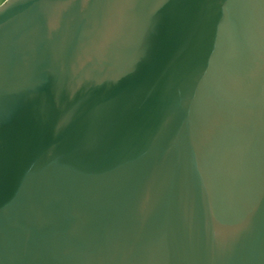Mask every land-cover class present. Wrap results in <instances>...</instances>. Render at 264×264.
<instances>
[{"label":"water","instance_id":"1","mask_svg":"<svg viewBox=\"0 0 264 264\" xmlns=\"http://www.w3.org/2000/svg\"><path fill=\"white\" fill-rule=\"evenodd\" d=\"M0 264H264V0H0Z\"/></svg>","mask_w":264,"mask_h":264}]
</instances>
